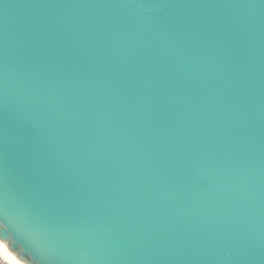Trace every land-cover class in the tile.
<instances>
[{
	"label": "water",
	"instance_id": "water-1",
	"mask_svg": "<svg viewBox=\"0 0 264 264\" xmlns=\"http://www.w3.org/2000/svg\"><path fill=\"white\" fill-rule=\"evenodd\" d=\"M0 242L264 264V0H0Z\"/></svg>",
	"mask_w": 264,
	"mask_h": 264
},
{
	"label": "clouds",
	"instance_id": "clouds-1",
	"mask_svg": "<svg viewBox=\"0 0 264 264\" xmlns=\"http://www.w3.org/2000/svg\"><path fill=\"white\" fill-rule=\"evenodd\" d=\"M0 259L8 261V264H16V262L7 255V252L2 243H0Z\"/></svg>",
	"mask_w": 264,
	"mask_h": 264
},
{
	"label": "bare ground",
	"instance_id": "bare-ground-1",
	"mask_svg": "<svg viewBox=\"0 0 264 264\" xmlns=\"http://www.w3.org/2000/svg\"><path fill=\"white\" fill-rule=\"evenodd\" d=\"M0 243H2V242H0ZM3 244V246H4V248H5V250H6V252H7V255L9 256V257H11L14 261H18L9 251H8V249H7V247H6V245L4 244V243H2ZM19 262V264H24V263H22V262H20V261H18Z\"/></svg>",
	"mask_w": 264,
	"mask_h": 264
},
{
	"label": "built area",
	"instance_id": "built-area-1",
	"mask_svg": "<svg viewBox=\"0 0 264 264\" xmlns=\"http://www.w3.org/2000/svg\"><path fill=\"white\" fill-rule=\"evenodd\" d=\"M0 264H8V261L4 259H0Z\"/></svg>",
	"mask_w": 264,
	"mask_h": 264
},
{
	"label": "snow or ice",
	"instance_id": "snow-or-ice-1",
	"mask_svg": "<svg viewBox=\"0 0 264 264\" xmlns=\"http://www.w3.org/2000/svg\"><path fill=\"white\" fill-rule=\"evenodd\" d=\"M16 262V264H19V262L18 261H15Z\"/></svg>",
	"mask_w": 264,
	"mask_h": 264
}]
</instances>
